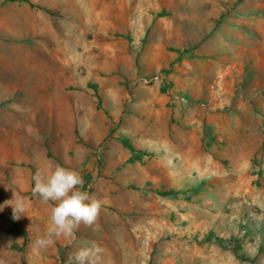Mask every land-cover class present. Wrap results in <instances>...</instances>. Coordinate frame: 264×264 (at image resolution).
I'll return each mask as SVG.
<instances>
[{
  "label": "rangeland",
  "instance_id": "rangeland-1",
  "mask_svg": "<svg viewBox=\"0 0 264 264\" xmlns=\"http://www.w3.org/2000/svg\"><path fill=\"white\" fill-rule=\"evenodd\" d=\"M56 166L101 207L39 247ZM0 208V264H264V0H0Z\"/></svg>",
  "mask_w": 264,
  "mask_h": 264
},
{
  "label": "clouds",
  "instance_id": "clouds-1",
  "mask_svg": "<svg viewBox=\"0 0 264 264\" xmlns=\"http://www.w3.org/2000/svg\"><path fill=\"white\" fill-rule=\"evenodd\" d=\"M33 180V194L44 203L54 202L51 208L48 238L37 240V246L51 245L54 236L74 238L75 229L81 223L85 225L94 223L101 205L87 192L78 190L77 186L83 183L78 173L56 166L47 173L37 172ZM9 201L10 203L6 205L11 207L13 219H18L24 211L23 202L12 199ZM100 251L95 244L84 246L74 253L72 262L73 264H99Z\"/></svg>",
  "mask_w": 264,
  "mask_h": 264
},
{
  "label": "bare ground",
  "instance_id": "bare-ground-1",
  "mask_svg": "<svg viewBox=\"0 0 264 264\" xmlns=\"http://www.w3.org/2000/svg\"><path fill=\"white\" fill-rule=\"evenodd\" d=\"M196 170H197V172H199V173H202L200 170H198L197 168H196Z\"/></svg>",
  "mask_w": 264,
  "mask_h": 264
},
{
  "label": "built area",
  "instance_id": "built-area-1",
  "mask_svg": "<svg viewBox=\"0 0 264 264\" xmlns=\"http://www.w3.org/2000/svg\"><path fill=\"white\" fill-rule=\"evenodd\" d=\"M182 100H184V99H182Z\"/></svg>",
  "mask_w": 264,
  "mask_h": 264
}]
</instances>
